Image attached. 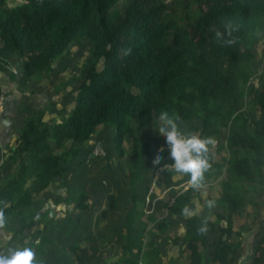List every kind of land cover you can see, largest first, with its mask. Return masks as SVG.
I'll return each mask as SVG.
<instances>
[{
	"label": "trees",
	"instance_id": "trees-1",
	"mask_svg": "<svg viewBox=\"0 0 264 264\" xmlns=\"http://www.w3.org/2000/svg\"><path fill=\"white\" fill-rule=\"evenodd\" d=\"M229 23L238 29L232 33L236 42L231 46L215 35L225 32ZM78 37L88 38L92 45L71 111L62 120L48 121L40 110L26 118L3 163L0 207L7 218L5 229L11 219L19 222L9 248L13 243L22 248L40 227L47 214L36 206L37 196L78 159L81 143L103 124L114 128L119 155L126 150V135L133 143L127 166L130 200L120 227L121 255L110 264H148L158 257L154 238L147 236L139 219L146 193L137 185L144 159L159 171L164 186H171L174 172L164 169L170 163L168 149L152 146L135 133L134 126H146L161 111H168L181 117L186 131L213 137L216 149L226 151V156L215 159L210 148L212 168L203 182L221 173L225 176L220 180L221 193L207 198L202 213L182 215L191 188L172 190V197L162 203L184 221L182 242L173 241L187 252L182 264H203L201 247L208 249L213 263L232 264L242 244L243 264H264V215H257L259 221L248 229L244 241L229 239L244 238L236 223L245 191L241 184L264 185V41L261 69L256 81L250 80L254 46L264 38V0H23L13 5L0 0V71L12 79L9 64L18 59L22 85L49 71ZM247 101L254 104V114L244 108ZM157 154L163 157L160 165L153 164ZM105 197L103 213L118 207L114 194ZM209 201L215 202L214 207H208ZM65 203L82 211L96 202L82 189L68 192ZM98 206L102 208V203ZM205 220L209 231L200 234L197 228ZM68 247L77 251L74 243ZM75 257L86 260L79 252Z\"/></svg>",
	"mask_w": 264,
	"mask_h": 264
},
{
	"label": "rangeland",
	"instance_id": "rangeland-1",
	"mask_svg": "<svg viewBox=\"0 0 264 264\" xmlns=\"http://www.w3.org/2000/svg\"><path fill=\"white\" fill-rule=\"evenodd\" d=\"M23 1V0H20ZM261 38L254 46V60L251 63L253 75L251 81H256L261 69L260 58L263 53ZM92 42L86 37H78L69 46L68 52L57 58L49 71L34 78L25 85L19 82L20 62L18 59L10 61V69L14 77L10 79L7 73L0 71L2 95L0 97V180L4 177L3 163L6 162L15 144L17 132L24 120L37 111H42L43 118L51 121L62 120L71 111L78 86V78L82 66L91 53ZM255 111L250 101L244 108ZM157 116L152 123L134 126L135 133L142 135L154 147H166L165 137L154 131L158 124ZM192 122L197 119L191 118ZM182 127L187 126L182 121ZM114 128L110 125H99L93 137L81 143L78 159L67 166L65 173L53 179L49 187L36 198V206L46 211L45 220L40 227L34 229L26 238L22 247H30L36 252L37 259L46 264H110L119 259L121 221L126 203L130 200V185L127 177V166L130 163V149L132 137L126 135L123 145L124 154L119 155L114 141ZM71 141H68L69 145ZM215 159L226 156L224 148L212 147ZM169 165L174 161L169 155ZM225 174L221 173L197 190L189 183L186 175L173 174L171 186H164L159 171L146 159L142 164V181L137 190L146 193V200L142 207L143 214L139 217L146 225L147 236L154 238V246L158 249V257L148 264H182L186 263V254L173 244L175 238L179 242V235L184 229L182 217L169 213L162 203L172 197V190L191 188L189 207H199L202 213L208 197H216L221 193L220 180ZM245 188L241 197L243 203L238 211L237 224L244 235H233L229 239H246L250 234L248 229L253 228L259 221L258 214L264 212V185L259 183H244ZM86 190L96 203L82 211L69 208L66 203V194ZM112 193L118 200L117 208H107L106 195ZM151 193V194H150ZM102 203V208L97 204ZM154 216V217H151ZM19 225L16 219H11L7 230L12 233ZM6 229L0 233V252L7 249L4 244L9 242L5 236ZM74 243L77 251L85 257L79 261L68 245ZM174 245V249H173ZM170 251H168V248ZM203 264H215L210 261L208 249L201 247ZM244 246H239L232 264H243L246 257L241 258Z\"/></svg>",
	"mask_w": 264,
	"mask_h": 264
},
{
	"label": "clouds",
	"instance_id": "clouds-1",
	"mask_svg": "<svg viewBox=\"0 0 264 264\" xmlns=\"http://www.w3.org/2000/svg\"><path fill=\"white\" fill-rule=\"evenodd\" d=\"M225 32L217 31L215 33L217 40L231 46L236 42L232 33L238 29L232 24H225ZM225 35L230 37L225 39ZM158 124H155L154 131L160 136L165 137V143L170 150V158L173 164H165L164 169L181 175L190 177L188 183L199 190L203 186L205 173L212 168L210 163V148L215 146L216 140L213 137L201 136L196 132H188L182 127L181 117L170 115L168 111H161L158 115ZM163 151V149H161ZM163 157L157 154L153 160L154 165H160ZM131 161V160H130ZM4 202L0 201V204ZM214 201L208 202V207H214ZM6 207V205H4ZM199 212V207L185 206L182 209V215L193 217ZM7 226V218L3 207H0V231ZM209 231L207 220L202 221L197 228L200 234H206ZM7 239H11L9 235ZM0 264H40L37 260L36 252L30 247L8 248L7 252H0Z\"/></svg>",
	"mask_w": 264,
	"mask_h": 264
},
{
	"label": "crops",
	"instance_id": "crops-1",
	"mask_svg": "<svg viewBox=\"0 0 264 264\" xmlns=\"http://www.w3.org/2000/svg\"><path fill=\"white\" fill-rule=\"evenodd\" d=\"M17 2H20V0H6V4L7 5H13V4H15V3H17ZM49 187V186H48ZM46 189V188H45ZM45 189L43 190V191H45ZM43 191L41 192V193H43ZM258 215H261V216H263L264 215V212H263V214H258ZM7 230V229H6ZM8 231V230H7ZM0 233H1V231H0ZM11 236L12 235V233H10L9 231L7 232V233H5V236L6 237H8V236ZM11 240V239H10ZM10 240H9V242H10ZM26 241V240H25ZM9 242L8 243H6V244H4V246H7V249H5L4 251H1V252H4V253H6L7 252V250H8V248H9ZM242 246H244L243 244H242ZM13 247H14V243H13ZM246 249V248H245ZM245 251V250H244ZM120 255H121V253H120ZM245 255L246 254H244L243 252L241 253V257H240V262H241V258L243 257H245ZM119 258H120V256H119ZM80 261V260H79Z\"/></svg>",
	"mask_w": 264,
	"mask_h": 264
}]
</instances>
